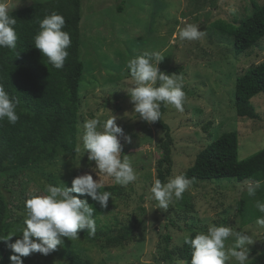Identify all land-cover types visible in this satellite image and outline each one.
Listing matches in <instances>:
<instances>
[{"label":"rangeland","instance_id":"obj_1","mask_svg":"<svg viewBox=\"0 0 264 264\" xmlns=\"http://www.w3.org/2000/svg\"><path fill=\"white\" fill-rule=\"evenodd\" d=\"M42 1L45 0H20L14 9ZM263 2L81 0L79 53L84 73L79 88L76 147L81 146L84 122L101 112L105 119L112 111L117 117L116 123L123 129V135L118 137L122 156H129L138 179L125 187L126 199H114L99 216L98 226L119 227L131 223L135 217L141 218V224L135 240L130 243L99 246L88 239L86 230H81L79 239L64 238V243L48 255L33 252L22 257L23 264H65L72 254L93 264H171L163 259L166 250L181 245L184 237L192 232H206L213 224L229 226L234 231L247 230L251 234L255 240L246 245L250 250L249 261L264 253V226L256 223L257 218L242 224L244 218L258 211L255 200L264 201L262 187L256 197L247 196L249 180L192 182L182 200L174 201L167 210L156 208L150 189L156 180L163 132L136 116L125 90L132 85L128 60L146 53L158 52L165 56L159 69L165 72L175 67L183 77L184 110L180 112L165 106L162 115L172 137V166L165 182L184 172L196 154L225 131L237 132L240 158L263 148L264 92L251 98L257 113L252 119L235 114L234 89L237 76L264 60V37L243 54L236 55L231 38L215 27L219 22L238 23L252 13V3ZM187 24L200 27L204 33L200 40H179L178 31ZM78 156L75 152L56 149L52 159H37L18 169L16 178L0 177V193L9 200L13 213L8 234L16 233L9 242L22 238L20 230L26 217L24 203L30 193L42 195L48 184L61 186L63 182L70 187L72 178L84 173H90L94 180L99 178L106 186L116 185L104 174L96 175L94 161L87 160V153L80 157L79 167L73 166ZM241 199L245 204L244 216L238 212ZM165 236L170 237L168 243ZM11 254L6 246L5 256L10 264ZM172 264H185V260L176 259ZM229 264L234 262L229 261Z\"/></svg>","mask_w":264,"mask_h":264},{"label":"trees","instance_id":"obj_2","mask_svg":"<svg viewBox=\"0 0 264 264\" xmlns=\"http://www.w3.org/2000/svg\"><path fill=\"white\" fill-rule=\"evenodd\" d=\"M252 13L236 24L219 22L217 30L231 38L233 51L241 55L264 37V2L252 3ZM121 10L122 8H118ZM56 12L65 19L64 29L70 34L71 46L67 49L69 56L62 69H55L47 63L46 57L34 47V36L39 30L38 21L46 15ZM17 19L15 30L18 35L17 48L13 51L0 48V84L11 97L18 99L15 125L7 120L0 121V177L16 178V171L37 159L50 160L56 149L64 153H73L76 147V128L78 122L79 88L84 73V63L80 59L81 0H45L31 5L13 9ZM18 54V55H17ZM177 73L173 67L165 71ZM264 92V60L248 68L235 79L234 110L239 117L256 118L257 113L251 98ZM161 114L165 105H161ZM152 125L163 132L159 142L161 158L156 164V179L164 183L170 174L172 159V137L169 126L162 120ZM239 141L236 131H225L201 149L193 163L181 174L192 182L232 178L238 182L246 180L262 182L264 189V147L245 157H239ZM112 195L108 207L114 199H126L125 187L107 185L103 189ZM73 195H77L73 193ZM125 197V198H124ZM87 199L93 207L96 233L88 239L99 246L112 247L130 243L135 240L141 218L135 217L131 223L108 227L98 226L99 216L106 209H100L90 197ZM244 200L238 205V212L244 216ZM263 214L251 213L242 220L245 225ZM13 213L9 200L0 193V235L9 232ZM192 232L191 235H195ZM170 237L165 236L168 243ZM6 244L0 241V264H10L5 256ZM191 250L182 243L163 256L171 264L174 260H190ZM23 262V261H22ZM65 264H93L78 254L68 257ZM264 264V253L248 262Z\"/></svg>","mask_w":264,"mask_h":264},{"label":"clouds","instance_id":"obj_3","mask_svg":"<svg viewBox=\"0 0 264 264\" xmlns=\"http://www.w3.org/2000/svg\"><path fill=\"white\" fill-rule=\"evenodd\" d=\"M19 3L20 0H0V48L13 51L17 48V19L11 13ZM38 24L39 30L33 38L34 47L41 56L46 57L47 63L55 69H62L69 56L67 49L72 43L70 34L63 30L64 17L52 12L39 20ZM203 35L200 27L194 24H187L178 31L181 41H198ZM164 57L152 52L130 58L127 62L132 85L130 89H124L133 104V112L148 123L161 120L162 104L180 112L184 110L183 77L159 69L158 65ZM18 103V99L11 97L4 85L0 84V121L6 119L9 124L15 125L19 119L16 111ZM103 116L104 113H97L84 122L81 146L74 149L79 156L77 162L72 164L79 167L80 157L87 153V160L94 161L93 171L96 175L102 173L116 185L126 187L137 181L138 176L129 156H122L118 137L123 135V129L116 123L117 117L112 111L109 117L102 119ZM191 183L184 174H177L165 183L156 179L150 189L151 199L156 202V208L167 210L174 201L183 199ZM105 186L99 178L94 180L90 173H84L73 177L70 187L63 182L61 186L48 184L44 194L30 193L24 203L26 217L20 230L22 238L9 242L16 233L0 235V241L11 250L9 259L12 264H23L21 258L33 252L48 255L64 243V238L70 241L79 239L78 232L81 230L94 236L96 223L93 207L87 199L80 197H90L100 209H106L112 194L103 190ZM261 187V181H249L246 185L247 196L256 197ZM254 206L264 214V201L257 199ZM256 223L264 226V215L257 217ZM229 240L231 243H228ZM254 240L247 230L234 231L229 226L213 224L206 232L184 237L183 243L191 250L190 260L185 264H229V261L248 264L250 250L246 245Z\"/></svg>","mask_w":264,"mask_h":264}]
</instances>
